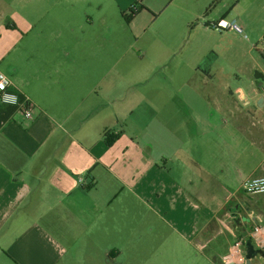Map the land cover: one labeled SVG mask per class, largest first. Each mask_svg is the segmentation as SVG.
<instances>
[{"label":"crops","instance_id":"obj_1","mask_svg":"<svg viewBox=\"0 0 264 264\" xmlns=\"http://www.w3.org/2000/svg\"><path fill=\"white\" fill-rule=\"evenodd\" d=\"M263 40L264 0H0L35 105L0 103V264H223L264 226Z\"/></svg>","mask_w":264,"mask_h":264},{"label":"built area","instance_id":"obj_2","mask_svg":"<svg viewBox=\"0 0 264 264\" xmlns=\"http://www.w3.org/2000/svg\"><path fill=\"white\" fill-rule=\"evenodd\" d=\"M133 10L137 13L139 8L133 7ZM210 27L220 33L224 31H233L246 37L244 30L235 21H220L217 24H210ZM257 48L264 59V42L260 47L257 46ZM0 84L3 85V87L0 88V103L17 107L27 120H32L35 111L34 103L29 98H22L19 94L14 92L12 80L2 72H0ZM241 191L251 196L264 195V177H250L245 179L241 183ZM225 195L226 194L222 195L224 201L229 203V197L231 195L229 194L228 197ZM262 233H264V226L257 225L249 238L260 249H264V240L260 238ZM246 242V237L236 238L235 242L230 247L228 254L223 258V264H247Z\"/></svg>","mask_w":264,"mask_h":264},{"label":"rangeland","instance_id":"obj_3","mask_svg":"<svg viewBox=\"0 0 264 264\" xmlns=\"http://www.w3.org/2000/svg\"><path fill=\"white\" fill-rule=\"evenodd\" d=\"M128 12V11H127ZM127 18H130L131 16H132V14L130 13V11L127 13ZM136 16V15H135ZM154 18L152 19V22H153V24H154ZM128 25V24H127ZM119 29V28H118ZM127 29V30H126ZM124 28V29H122V33H121V36L122 37H130V39H131V35H130V30L128 29V27L127 28ZM153 39H154V30H153V28H152V26H150L149 28H148V31L146 32V34H145V40L147 41V43L150 45V47L152 48V49H155L156 48V50L157 49H162V46L160 47V44H159V42L155 39V42H154V45H152L153 44ZM264 42V40L263 41H261V43L260 44H258V47H260L261 45H262V43ZM155 44H156V47L155 48H153L154 46H155ZM159 49V50H160ZM258 49V48H257ZM154 52H156L155 50H154ZM260 52V51H259ZM155 80H159V81H161V82H163V80H164V76L163 75H160V77H156V75L154 74V77H153V79H152V83H153V81L155 82ZM165 80H167L166 79V77H165ZM151 83V84H152Z\"/></svg>","mask_w":264,"mask_h":264},{"label":"water","instance_id":"obj_4","mask_svg":"<svg viewBox=\"0 0 264 264\" xmlns=\"http://www.w3.org/2000/svg\"><path fill=\"white\" fill-rule=\"evenodd\" d=\"M245 247L247 264H255V260L258 256L264 258V249H256L251 239L247 240Z\"/></svg>","mask_w":264,"mask_h":264},{"label":"trees","instance_id":"obj_5","mask_svg":"<svg viewBox=\"0 0 264 264\" xmlns=\"http://www.w3.org/2000/svg\"><path fill=\"white\" fill-rule=\"evenodd\" d=\"M130 12L132 13V15L136 14L133 10V8H131ZM132 18V16L130 17V19ZM106 139H107V144L108 145H112L113 142L115 141V138H111L110 139V136L109 135H106Z\"/></svg>","mask_w":264,"mask_h":264},{"label":"snow or ice","instance_id":"obj_6","mask_svg":"<svg viewBox=\"0 0 264 264\" xmlns=\"http://www.w3.org/2000/svg\"><path fill=\"white\" fill-rule=\"evenodd\" d=\"M3 87V85L2 84H0V88H2Z\"/></svg>","mask_w":264,"mask_h":264}]
</instances>
